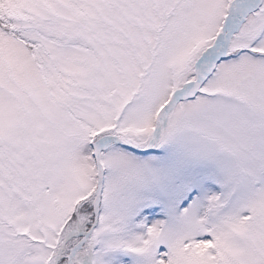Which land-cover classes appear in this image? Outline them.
Returning a JSON list of instances; mask_svg holds the SVG:
<instances>
[{"label":"snow or ice","instance_id":"6c2138e0","mask_svg":"<svg viewBox=\"0 0 264 264\" xmlns=\"http://www.w3.org/2000/svg\"><path fill=\"white\" fill-rule=\"evenodd\" d=\"M0 264H264V0H0Z\"/></svg>","mask_w":264,"mask_h":264}]
</instances>
